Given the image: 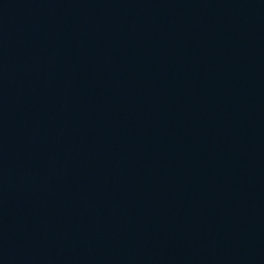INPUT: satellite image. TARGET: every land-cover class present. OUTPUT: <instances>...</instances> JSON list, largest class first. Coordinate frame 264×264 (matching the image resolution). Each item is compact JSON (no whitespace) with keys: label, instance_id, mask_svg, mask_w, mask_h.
I'll use <instances>...</instances> for the list:
<instances>
[{"label":"water","instance_id":"water-1","mask_svg":"<svg viewBox=\"0 0 264 264\" xmlns=\"http://www.w3.org/2000/svg\"><path fill=\"white\" fill-rule=\"evenodd\" d=\"M83 264H264V0H0Z\"/></svg>","mask_w":264,"mask_h":264}]
</instances>
